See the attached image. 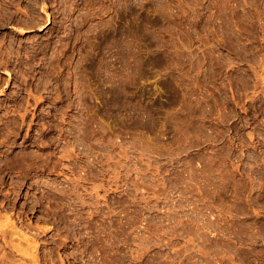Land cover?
Masks as SVG:
<instances>
[{
	"label": "rangeland",
	"instance_id": "374dc122",
	"mask_svg": "<svg viewBox=\"0 0 264 264\" xmlns=\"http://www.w3.org/2000/svg\"><path fill=\"white\" fill-rule=\"evenodd\" d=\"M0 204L38 264H264V0H0Z\"/></svg>",
	"mask_w": 264,
	"mask_h": 264
},
{
	"label": "bare ground",
	"instance_id": "6f19581e",
	"mask_svg": "<svg viewBox=\"0 0 264 264\" xmlns=\"http://www.w3.org/2000/svg\"><path fill=\"white\" fill-rule=\"evenodd\" d=\"M44 28H45V24L43 26L37 28L36 30L40 31L41 29H44ZM23 32H25V31H23ZM6 164L9 165V163H6ZM5 169H8L10 171L9 166L6 167ZM4 207H5L4 205L0 204V218H1V213H2L1 211H4V213H6V214H4V216H2L4 218V220L2 221V223H0V239L2 240V244H0V264H14L13 261H15V259H13L12 253L15 251L18 252L21 250L17 245L11 244V241L15 237H17V239H19V240H25L26 242H28L30 240V238L28 240V238H27L28 236H26L25 233L21 232V230H19L18 227H16L17 222L13 221L12 214L11 213L8 214V212H6ZM6 246L10 248V252L8 254L5 253V251H4V247H6ZM35 246L36 245H34V247ZM32 248H33V246L31 247V249ZM21 252L23 253V255L28 256L33 264H38V262L36 260L37 258L35 259L34 255L32 253H27L24 251H21ZM21 252H19V253H21ZM15 264H17L16 261H15Z\"/></svg>",
	"mask_w": 264,
	"mask_h": 264
}]
</instances>
